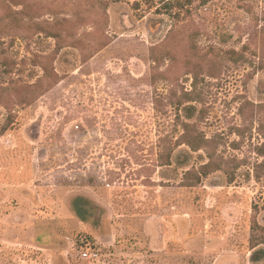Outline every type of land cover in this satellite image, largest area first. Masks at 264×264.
Masks as SVG:
<instances>
[{
	"label": "rangeland",
	"instance_id": "rangeland-1",
	"mask_svg": "<svg viewBox=\"0 0 264 264\" xmlns=\"http://www.w3.org/2000/svg\"><path fill=\"white\" fill-rule=\"evenodd\" d=\"M257 250L264 0H0V264Z\"/></svg>",
	"mask_w": 264,
	"mask_h": 264
},
{
	"label": "built area",
	"instance_id": "built-area-1",
	"mask_svg": "<svg viewBox=\"0 0 264 264\" xmlns=\"http://www.w3.org/2000/svg\"><path fill=\"white\" fill-rule=\"evenodd\" d=\"M81 258L87 262H96L99 260V252L95 248H91L88 245L80 247Z\"/></svg>",
	"mask_w": 264,
	"mask_h": 264
},
{
	"label": "trees",
	"instance_id": "trees-1",
	"mask_svg": "<svg viewBox=\"0 0 264 264\" xmlns=\"http://www.w3.org/2000/svg\"><path fill=\"white\" fill-rule=\"evenodd\" d=\"M191 109L192 108H188V109H186L188 112V116L189 117H192V113H191ZM188 146H190L192 149H195L196 147L193 145V144H191V143H188L187 144ZM197 149V148H196ZM203 168L204 169H207V168H209V164L208 165H204L203 166ZM206 174V173H205ZM79 213V212H78ZM258 245H254L253 246V249L255 248V247H257ZM263 256H264V250H257V251H255L254 252V254L252 255V262L254 263V264H257L259 261H261V259L263 258Z\"/></svg>",
	"mask_w": 264,
	"mask_h": 264
}]
</instances>
